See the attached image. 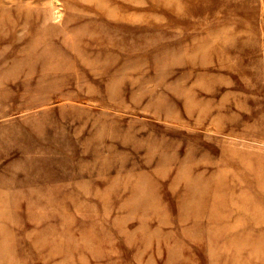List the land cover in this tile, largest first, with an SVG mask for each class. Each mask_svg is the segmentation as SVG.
<instances>
[{"label":"rangeland","instance_id":"1","mask_svg":"<svg viewBox=\"0 0 264 264\" xmlns=\"http://www.w3.org/2000/svg\"><path fill=\"white\" fill-rule=\"evenodd\" d=\"M263 21L0 0V264H264Z\"/></svg>","mask_w":264,"mask_h":264},{"label":"bare ground","instance_id":"2","mask_svg":"<svg viewBox=\"0 0 264 264\" xmlns=\"http://www.w3.org/2000/svg\"><path fill=\"white\" fill-rule=\"evenodd\" d=\"M104 10H107V9H104ZM112 12V11H111ZM262 12V11H261ZM109 14V13H108ZM263 15V14H262ZM136 16V15H135ZM264 22V21H263ZM225 31H227V30H225ZM228 31H230L229 29H228ZM83 34V33H82ZM229 36V35H228ZM47 55V54H46ZM47 58V57H46ZM47 61V60H46ZM44 62V61H43ZM46 63V62H45ZM262 143H263V141H262Z\"/></svg>","mask_w":264,"mask_h":264}]
</instances>
